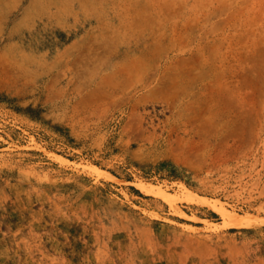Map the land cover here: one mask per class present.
Masks as SVG:
<instances>
[{
  "label": "rangeland",
  "instance_id": "obj_1",
  "mask_svg": "<svg viewBox=\"0 0 264 264\" xmlns=\"http://www.w3.org/2000/svg\"><path fill=\"white\" fill-rule=\"evenodd\" d=\"M0 264H264V0H0Z\"/></svg>",
  "mask_w": 264,
  "mask_h": 264
},
{
  "label": "bare ground",
  "instance_id": "obj_2",
  "mask_svg": "<svg viewBox=\"0 0 264 264\" xmlns=\"http://www.w3.org/2000/svg\"><path fill=\"white\" fill-rule=\"evenodd\" d=\"M138 189H140L141 191H143L144 193L146 194H154L160 198H162L164 201L168 202V203H171L174 201V198L169 195V194H166L162 191H157V192H154L153 189H149L143 185H139L137 186ZM215 209V208H214ZM216 211H218L225 219H228L230 221V225H240L242 223V218L238 217V216H233L231 213L227 212L225 209H222V208H217ZM183 217H187L185 215H182ZM191 221H197V218L196 217H192V218H189Z\"/></svg>",
  "mask_w": 264,
  "mask_h": 264
}]
</instances>
